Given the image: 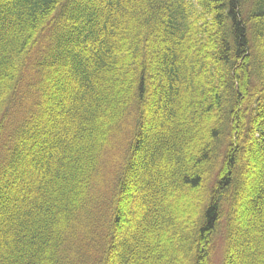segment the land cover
I'll return each mask as SVG.
<instances>
[{
	"label": "trees",
	"instance_id": "1",
	"mask_svg": "<svg viewBox=\"0 0 264 264\" xmlns=\"http://www.w3.org/2000/svg\"><path fill=\"white\" fill-rule=\"evenodd\" d=\"M0 264H264V0H0Z\"/></svg>",
	"mask_w": 264,
	"mask_h": 264
},
{
	"label": "rangeland",
	"instance_id": "2",
	"mask_svg": "<svg viewBox=\"0 0 264 264\" xmlns=\"http://www.w3.org/2000/svg\"><path fill=\"white\" fill-rule=\"evenodd\" d=\"M220 246H221V241L218 240V242H217V247H216V248H217V250H216V251H217L216 254H218V251H220V249H219ZM216 257L218 258V255H216ZM217 258H215V261H217Z\"/></svg>",
	"mask_w": 264,
	"mask_h": 264
}]
</instances>
